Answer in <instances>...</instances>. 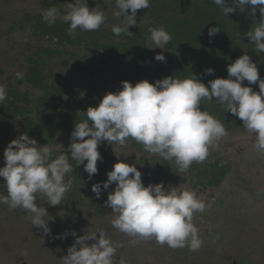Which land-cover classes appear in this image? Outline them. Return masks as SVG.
Segmentation results:
<instances>
[{
	"label": "clouds",
	"instance_id": "obj_1",
	"mask_svg": "<svg viewBox=\"0 0 264 264\" xmlns=\"http://www.w3.org/2000/svg\"><path fill=\"white\" fill-rule=\"evenodd\" d=\"M211 2L224 16L237 9L244 12L250 5V14L254 17L258 8L259 22H254L244 35L256 53H264V0H232L234 7L228 6L227 0ZM115 6L118 10L113 15L122 17L123 23L113 25L111 32L116 37L131 36L129 27L136 26L137 11L149 8L150 0H115ZM42 19L49 25L60 20L68 25L69 36L74 37L77 29L99 30L105 23V13L99 3L90 9L86 0H73L63 13L55 7L42 9ZM220 30L219 26L209 28V37ZM146 40L149 42L146 48L163 50L172 35L163 26L151 27ZM154 59L164 62L165 56L158 53ZM213 72L212 68L205 70L206 75ZM227 73L228 78H215L208 86L192 73L186 78L167 76L154 83L141 80L133 85L122 81L121 90L106 93L96 107H88L83 112L85 118L75 123L68 149L55 156L48 144L38 145L26 133L20 134L9 142L3 153L5 164L0 167V178L6 191L0 193V204L29 213L31 225L41 229L43 236L48 235L51 231L48 223L53 218L37 203V197L48 206L64 204L73 184L69 174L75 166L83 164L89 178L97 174V161L103 160L98 151L102 141L122 147L132 139L145 152L174 161L178 174L186 173L193 163H203L209 149L215 148L228 134L223 123L201 110L202 101L215 100L224 112L239 118L247 132L255 135L254 150L264 153V79L259 77L256 63L247 54L228 64ZM22 75L16 73L18 79ZM244 81L249 85L258 84L259 92L243 86ZM6 98V88L0 85V103ZM66 176H69L67 180ZM113 183L115 188L105 201L113 217L110 223L119 233L131 238L130 243L154 239L161 246L187 247L193 252L202 247L193 217L203 213L207 205L194 191L178 190V187L166 189L163 183L144 186L141 172L119 160L107 172V180L93 184L91 191L99 199L101 188L107 190ZM67 235L75 240L68 247L67 255L60 258L61 264H126L123 258L114 260L122 245L113 243L102 229L86 228L79 236L75 231L65 232L56 238Z\"/></svg>",
	"mask_w": 264,
	"mask_h": 264
},
{
	"label": "rangeland",
	"instance_id": "obj_2",
	"mask_svg": "<svg viewBox=\"0 0 264 264\" xmlns=\"http://www.w3.org/2000/svg\"><path fill=\"white\" fill-rule=\"evenodd\" d=\"M73 0H0V85L6 90L27 93L28 99L39 93L24 81L28 60L35 59L39 52L44 55L42 76L59 87V100L55 102L61 113L84 114L88 107H96L106 93H114L122 85V77L113 71V63L104 54L100 44L116 41L127 35L116 37L111 32L113 25H122L123 18L113 12L118 9L114 0H86L92 9L99 6L105 13V23L97 31H81L70 37L68 25L57 20L49 25L42 19V9L55 7L63 13ZM136 28L151 23L143 9L137 11ZM154 57L158 53L165 61L154 59V66L161 77L168 66V50L152 49ZM22 73L18 79L16 73ZM149 83H153L151 80ZM25 123L21 118L0 117V167L5 164L4 150L10 141L22 133ZM72 131H58L47 141L53 156L66 151L70 145ZM215 148L209 149V156L201 165L220 161L226 164L227 171L217 186H204L193 174H177L168 179V187L178 190H192L207 205L203 213H196L193 223L199 230L203 241L198 251L187 247L172 249L161 246L154 239H145L136 244L130 243L127 236L119 233L110 223L111 209L105 205L107 195L115 188V183L107 190L101 188L97 199L91 191L93 184L107 180V172L118 160L134 165L137 169L144 166L141 155L129 144L109 145L101 142L98 151L109 149L113 160H105L103 168L89 178L83 164L75 166L72 189L66 194L62 205L48 206L37 197V203L44 206L48 215L50 233L43 236L42 230L33 227L29 213L23 210H10L0 204V264H61L60 258L67 255V249L75 237L67 235L56 238L65 232L75 231L83 235L84 230L102 229L113 243H120L114 260L123 258L126 264H264V153L254 150L255 135L245 128L227 131ZM115 154V155H114ZM147 156V155H146ZM145 156V158H146ZM159 155L148 154V157ZM86 163V161H85ZM155 164V162H153ZM69 176H66L67 180ZM0 178V193H5ZM144 186L153 182L142 178ZM167 187V188H168ZM43 236V239L41 238ZM94 241H89L93 243Z\"/></svg>",
	"mask_w": 264,
	"mask_h": 264
},
{
	"label": "trees",
	"instance_id": "obj_3",
	"mask_svg": "<svg viewBox=\"0 0 264 264\" xmlns=\"http://www.w3.org/2000/svg\"><path fill=\"white\" fill-rule=\"evenodd\" d=\"M227 5L234 7L232 0H227ZM250 9L249 5L244 12L237 9L224 16L211 0H150V7L143 10L150 17L151 23L136 28L131 36L100 44V48L113 63L114 73L133 85L144 79L154 83L167 76L186 78L192 73L208 86V82L215 78H228V64L243 54L249 55L256 63L259 77L264 79V53H256L244 35L261 18L258 8L254 17L250 14ZM161 26L172 35V40L166 46L168 66L159 77V69L154 66V52L145 46L149 44L146 40L148 29ZM216 26L221 30L209 37L208 29ZM47 53L48 51L43 50L35 59H29L25 72V83L39 95L29 100L26 92L20 94L8 89L6 100L0 103V117L21 118L25 123L22 133L42 142L51 140L60 130L73 131L75 123L85 118V114L68 115L57 111L55 102L59 100V87L45 80L41 71L43 57ZM208 68L214 69L211 75L205 74ZM242 83L259 92L258 84L249 85L247 81ZM121 88L122 85L118 86L114 93ZM201 110L209 112L223 123L226 131L244 128L239 118L224 112L215 100L202 101ZM126 144L141 155L140 161L144 168L138 170L142 178L154 184L163 183L167 189L168 179L178 174L174 161L164 160L160 156L147 158L149 153L132 139ZM99 152L103 160L97 161V168H103L105 160H113V155L106 148ZM226 171V164L216 160L204 165L193 163L182 174H193L201 185L212 187L222 181Z\"/></svg>",
	"mask_w": 264,
	"mask_h": 264
}]
</instances>
